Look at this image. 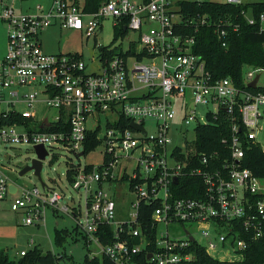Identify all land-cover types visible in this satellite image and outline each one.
<instances>
[{
  "label": "built area",
  "instance_id": "1",
  "mask_svg": "<svg viewBox=\"0 0 264 264\" xmlns=\"http://www.w3.org/2000/svg\"><path fill=\"white\" fill-rule=\"evenodd\" d=\"M202 1L108 0L90 13L76 0H52L49 9L23 14L0 0L8 40L0 59V106L7 107L0 115V143L32 149L43 145L48 155L61 145L79 159L100 149L101 157L98 166L70 168L73 188L86 193L83 222L81 211L60 206L64 194L53 191L49 197L37 187L19 186L0 164V201L11 197V210L24 214L25 225L43 222L48 207L63 211L76 218L86 243L98 250L92 257L106 256L115 264H139L135 257L142 253L147 264L190 263L195 246L214 260L237 263L264 240V177L244 166L245 144L264 151V91L249 87L264 69L245 67L246 88L230 77L212 76L193 52L195 37L185 34L186 29L210 25V20L181 8ZM215 1L249 5L241 15L264 32V12L256 16L252 7L264 0ZM110 19L116 29L123 28V38L134 32L138 39L127 50L100 53L98 72L88 73L81 55L47 54L42 48L40 34L54 22L96 38L102 22ZM238 27L231 19L216 24L220 38ZM188 101L209 110L200 117ZM39 106L58 114L39 118ZM12 116L25 120L10 124ZM150 121L154 133L147 128ZM223 122L230 134L222 140V150L200 152L197 129ZM192 125L195 139L180 140L184 127ZM89 142L96 147L86 152ZM106 185L115 189V197L126 190L133 197L129 215H119ZM180 191L195 196H179ZM143 204L155 206L153 239L139 222ZM105 227L113 229V241L106 245ZM26 255L22 251L20 257ZM61 257L53 264H72Z\"/></svg>",
  "mask_w": 264,
  "mask_h": 264
},
{
  "label": "rangeland",
  "instance_id": "2",
  "mask_svg": "<svg viewBox=\"0 0 264 264\" xmlns=\"http://www.w3.org/2000/svg\"><path fill=\"white\" fill-rule=\"evenodd\" d=\"M50 0H15L14 8L16 12L23 14H37L41 12L39 6H46ZM138 35L130 32L127 37L118 36L113 20H104L102 27L97 31V36L86 38L85 33L79 30L63 28L59 22H54L52 26L46 28L40 34L42 48L47 54L81 55L87 64V72H98L101 69L99 55L100 47H108L113 50H127L131 41H136ZM7 29L6 25L0 20V59H2L7 50ZM94 60V61H93ZM258 83L259 88L264 89V71L260 74ZM191 108L196 109V113L203 117L209 107L197 105L188 101ZM7 110L5 105L0 106V115ZM38 117L52 116L58 114L56 109H46L39 106L37 108ZM180 112L178 111V116ZM147 128L151 133L155 132L153 122H148ZM19 131H23L19 129ZM184 136L180 140L193 141L195 139L194 127L185 126ZM176 140V136L173 135ZM264 140V137H263ZM52 153L46 157L43 162L42 181H40L34 172H29L20 177V171L27 166L28 162L36 157L34 150L27 144L24 145H4L0 143V164H2L10 175L14 183L28 188L37 187L43 193L52 196L53 191L64 194L66 197L60 203V206L67 205L71 211L74 209L81 211L80 222L84 221L86 213V193L84 190H76L72 186L67 173L73 166L81 164L85 166L93 163L98 166L101 162L99 155L100 149L90 153L80 159L72 152L61 145H55ZM42 183L46 184L43 187ZM45 188V189H44ZM105 190L117 200L118 213L120 216H127L131 211V200L133 197L127 192L122 193V197H115V189L106 185ZM11 197L0 201V253L6 254L10 260L19 261L22 251L28 254L33 252L47 253L51 252L56 256H67L70 262L81 264L87 256L92 257L91 253H98L95 246L87 245L81 230L78 228V221L71 215L63 211H54L48 207L45 213V220L39 225H25L23 223L24 214L11 210ZM132 212V211H131ZM73 213V212H71ZM129 215V214H128ZM189 227L191 225H188ZM178 229L182 230L180 225ZM77 230V231H76ZM57 232L65 235V240L58 242L56 240ZM31 241L34 245H31Z\"/></svg>",
  "mask_w": 264,
  "mask_h": 264
},
{
  "label": "trees",
  "instance_id": "3",
  "mask_svg": "<svg viewBox=\"0 0 264 264\" xmlns=\"http://www.w3.org/2000/svg\"><path fill=\"white\" fill-rule=\"evenodd\" d=\"M80 1L83 3V8L92 13L98 11L101 5L108 0H76L78 3ZM252 7L256 16L264 12V3L253 4ZM181 8L182 12L206 15L210 20V25L200 27L197 31L193 29H186L185 31L186 35L195 37L193 52L205 61L206 69L215 79L230 77L238 87L246 88L244 85L245 67L251 66L264 69V32H260L257 26L250 25L245 17L241 15L242 10L247 11L250 9V6L236 7L220 4L215 0H203L202 2H194L190 5L183 3ZM228 19L233 20L239 27L236 31H227L228 34L220 38L216 24H223ZM116 33L118 36L125 35L123 28H117ZM100 49L101 53L105 56L111 55L108 47H100ZM255 91H264V89L257 88ZM24 120L21 117L12 116L9 122L12 124L14 121L23 122ZM229 134V126L224 122L220 125H208L198 128L196 139L199 151L206 153L221 151L224 147L222 140L229 137ZM95 147L96 144L94 142L86 143V152L95 149ZM244 147L246 151L244 166L253 171L257 176L264 177V151L254 144H245ZM67 176L72 181L71 169L68 171ZM179 196L194 197L195 195L191 192L180 191ZM154 210L155 206L143 204L139 216L143 232L152 239L155 237V232L150 231L151 213ZM103 230L108 231L109 235L106 240L102 239L103 244L106 245L113 241V229L105 227ZM82 236L86 239L83 234ZM56 240L61 244L65 240V235L57 232ZM132 242L138 243V240L135 239ZM190 251L195 254V260L182 264H264V240L254 243L247 252L245 260L237 263L214 260L201 247L195 246ZM58 257L51 252H33L31 254L27 253L19 261H14L10 260L6 254L0 253V264H53L59 259ZM64 258L68 259L65 255L61 257V259ZM135 261L139 264L148 263L145 253L137 255ZM72 264L77 263L73 262ZM81 264L115 263L106 256L94 258L87 256Z\"/></svg>",
  "mask_w": 264,
  "mask_h": 264
},
{
  "label": "water",
  "instance_id": "4",
  "mask_svg": "<svg viewBox=\"0 0 264 264\" xmlns=\"http://www.w3.org/2000/svg\"><path fill=\"white\" fill-rule=\"evenodd\" d=\"M201 59L199 58L198 61H200ZM260 80V76L258 75L250 84L249 87L252 89H256L258 82ZM132 127L135 129H143L141 126H138L136 124H132ZM34 152L36 154V157L33 158L32 160H30L27 164L26 167H24L20 173L19 176L23 177L25 176L27 173L29 172H34V175L40 180L42 181V169H43V162L46 159V157L48 156V152L46 151V149L44 148L43 145L40 146H36L34 149ZM178 181L175 180V183H177ZM43 187H46V184L42 183ZM151 256V255H150Z\"/></svg>",
  "mask_w": 264,
  "mask_h": 264
},
{
  "label": "crops",
  "instance_id": "5",
  "mask_svg": "<svg viewBox=\"0 0 264 264\" xmlns=\"http://www.w3.org/2000/svg\"><path fill=\"white\" fill-rule=\"evenodd\" d=\"M8 3H10V5L14 7L15 0H8ZM51 3H52V0H50L49 3L46 6L40 5L39 7H41L43 10L49 9V7L51 6ZM79 4L83 5L82 1H80ZM11 190H12V192L14 190L12 186H11Z\"/></svg>",
  "mask_w": 264,
  "mask_h": 264
}]
</instances>
